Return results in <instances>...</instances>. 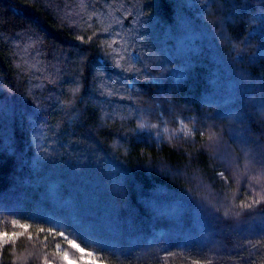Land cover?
<instances>
[{"label":"trees","instance_id":"trees-1","mask_svg":"<svg viewBox=\"0 0 264 264\" xmlns=\"http://www.w3.org/2000/svg\"><path fill=\"white\" fill-rule=\"evenodd\" d=\"M261 185L264 0H0V264H264Z\"/></svg>","mask_w":264,"mask_h":264},{"label":"snow or ice","instance_id":"snow-or-ice-1","mask_svg":"<svg viewBox=\"0 0 264 264\" xmlns=\"http://www.w3.org/2000/svg\"><path fill=\"white\" fill-rule=\"evenodd\" d=\"M140 127H143V125H140ZM187 127V126H185ZM255 179V178H254ZM257 184H260V181L257 179L256 180ZM256 197L258 198H250L251 202H242L240 207L242 209H247V210H251L254 208L255 205L260 204L262 201H264V185H261V190L259 192L255 193ZM262 212H264V209H261ZM13 225L17 224L18 222L13 220L11 222ZM21 228H26V225H20ZM40 231H44V229H40ZM51 231V230H49ZM19 233H12V236L10 237L9 234L7 232H0V242H6L7 239H11L12 237L18 236ZM59 236L64 237L65 239H67V237L65 236L64 232H60L58 233ZM67 243L74 249H76L77 251H79L80 253H85V248H82L80 246V244L76 243L75 240H67ZM259 242H257V244H253L252 247L256 248L258 246ZM59 244L57 245V249H59ZM64 258L67 260L68 259V253L64 252ZM87 256H92L93 254L91 252L86 253ZM81 259H84V256H81ZM47 264V261H46ZM93 264H95V262H93ZM192 264H199L198 261H193Z\"/></svg>","mask_w":264,"mask_h":264}]
</instances>
